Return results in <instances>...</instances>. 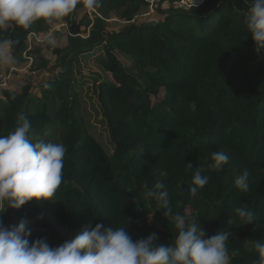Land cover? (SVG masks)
<instances>
[{
	"label": "trees",
	"instance_id": "1",
	"mask_svg": "<svg viewBox=\"0 0 264 264\" xmlns=\"http://www.w3.org/2000/svg\"><path fill=\"white\" fill-rule=\"evenodd\" d=\"M166 1L160 19L136 23L146 0H99L93 17H77L80 0L68 17L56 20L66 25L54 35L60 42L31 50L38 57L32 69L49 73L37 90L27 78L19 90H1L0 136L13 131L23 114L31 122L30 140L67 148L56 200L32 201L0 217L5 226L26 218L30 245L44 238L55 248L96 223L127 226L134 241L156 233L157 243L170 244L178 230L147 196L162 182L174 213L198 219L208 237L228 230L230 264L259 259L254 242L264 240V48L256 51L244 22L250 0H206L190 8ZM112 12L127 25H109ZM51 28L43 21L27 30L9 23L0 38L21 62L29 34ZM51 48L53 65L43 52ZM90 57L97 70L85 89L76 78ZM93 118L107 131L113 152ZM218 150L230 157L219 171L211 167ZM198 166L209 183L191 196ZM244 170L251 174L246 193L234 184ZM241 205L256 221L244 225L235 214Z\"/></svg>",
	"mask_w": 264,
	"mask_h": 264
},
{
	"label": "clouds",
	"instance_id": "2",
	"mask_svg": "<svg viewBox=\"0 0 264 264\" xmlns=\"http://www.w3.org/2000/svg\"><path fill=\"white\" fill-rule=\"evenodd\" d=\"M80 0H0V30L9 23L30 29L43 21L51 23L68 17ZM99 0H84V6L94 11ZM194 7L197 6L193 0ZM245 24L258 50L264 48V0H250ZM55 47L57 39L49 36L44 41ZM15 58L9 41L0 38V66H12ZM30 120L18 115L15 129L0 136V217L9 209H20L29 202L40 204L54 201L64 180L67 148L62 143H53L44 138L33 142L28 133ZM49 133L45 132L44 136ZM211 167L222 170L229 163V155L213 151ZM193 169L191 163L187 164ZM189 193L209 183L198 166L194 168ZM250 172L244 170L236 177L234 184L241 192L250 190ZM147 196L157 203L164 215L174 222L178 233L170 244L157 243L158 236L152 233L147 238L134 241L126 227H105L89 224L84 230L58 247H51L44 238L29 243L31 235L29 221L21 218L16 226H5L0 220V264H230L229 232L223 230L208 237L205 229L195 217L174 213L169 192L162 182H156ZM235 214L248 225L256 221L254 212L246 205L235 209ZM230 222V221H229ZM259 259L255 264H264V240L255 241Z\"/></svg>",
	"mask_w": 264,
	"mask_h": 264
},
{
	"label": "rangeland",
	"instance_id": "3",
	"mask_svg": "<svg viewBox=\"0 0 264 264\" xmlns=\"http://www.w3.org/2000/svg\"><path fill=\"white\" fill-rule=\"evenodd\" d=\"M169 6V5H167ZM95 12L94 11H89L85 6L78 10V12H76V16L79 17L81 15H83L84 13H88L90 15H92V13ZM93 17V15L91 16ZM161 15L158 13V11L154 12V13H150L148 6L146 5L141 12L136 16L134 22H143L146 20H152V19H160ZM109 25H111L112 27H116V28H120L122 26L127 25V22L125 20H121L119 19L115 12L111 13L110 19L108 20ZM51 27H55V26H60L63 25L59 24L56 20L52 21L51 23ZM60 42V38H57V43ZM45 42L43 43H35L33 41V47L34 46H38V45H43L45 47ZM47 57L50 59L51 61V65H53L54 63H56L57 60V56L52 52V48L48 49V51H43ZM30 54L34 56V61L36 64L38 62V57L37 55H34L32 51H30ZM123 59V61H127L125 58H121ZM88 65L87 66H83L82 68V76L80 74L77 75V81L80 85H85L87 89V87H89L90 85L93 84V73L94 71L97 70V67L94 65V57H90L87 61ZM28 63L26 59H22V61H17L15 60V64L12 66H0V74L6 73V74H10L11 73V78L9 80V83L6 87H4V89H11V90H19L22 85L25 84V79L27 78V80H31L35 87L33 91L37 90V87L40 85L41 81L43 80L44 77L48 76L49 73L44 71L42 72L41 70H39L38 72H36L37 74H34L33 71H35L36 69H28ZM87 93L85 94V98H87ZM93 122H95L98 125V133H100L101 135H103V142L104 144L110 149L111 152H113V147L111 146V143L109 142V137H108V133L106 130H104L103 126H101L98 123L97 118H93L92 120Z\"/></svg>",
	"mask_w": 264,
	"mask_h": 264
},
{
	"label": "built area",
	"instance_id": "4",
	"mask_svg": "<svg viewBox=\"0 0 264 264\" xmlns=\"http://www.w3.org/2000/svg\"><path fill=\"white\" fill-rule=\"evenodd\" d=\"M206 0H196V4L197 6L203 4ZM147 6L149 8L150 13H154L156 11L161 10V8L163 7V5L167 4L166 0H146ZM176 6L179 8H190L193 7V0H177L176 2ZM169 7V6H167ZM66 26L65 24L60 25V26H55L49 30H47L46 32H44L43 34L39 35L37 33H31L29 34V43H28V47L27 49L23 52V58L27 60L28 63V69H32V66L34 64V56L30 54V51L33 48V41L35 43H43L46 38H48L49 36L54 37L55 33L57 31H61V29ZM36 72H38L37 70L33 71L34 74H37ZM11 78V73L10 74H0V92L1 90L4 89V87H6L9 83V80Z\"/></svg>",
	"mask_w": 264,
	"mask_h": 264
},
{
	"label": "water",
	"instance_id": "5",
	"mask_svg": "<svg viewBox=\"0 0 264 264\" xmlns=\"http://www.w3.org/2000/svg\"><path fill=\"white\" fill-rule=\"evenodd\" d=\"M255 49H256L257 52H259L256 43H255ZM260 57H261V62H262L263 65H264V57H263L262 55H260Z\"/></svg>",
	"mask_w": 264,
	"mask_h": 264
}]
</instances>
